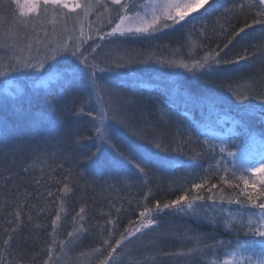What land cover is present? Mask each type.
Listing matches in <instances>:
<instances>
[{"label":"trees","instance_id":"obj_1","mask_svg":"<svg viewBox=\"0 0 264 264\" xmlns=\"http://www.w3.org/2000/svg\"><path fill=\"white\" fill-rule=\"evenodd\" d=\"M106 3L110 4V0H100L101 5ZM219 3L222 7L214 6L208 12L201 8L193 13L203 16L183 28L170 27L141 37L117 33L104 40L99 36L115 26L109 19L116 17V11H105L101 6L99 18L93 14L85 19L82 10H77L78 20L83 23V39L87 41L81 51L87 55L99 45L92 53L95 57L92 62L109 68L97 75L111 94L98 93L104 96L102 101L93 95L91 104L107 111L110 117H127V131L111 121L113 141L122 151L136 159L152 153L154 160L167 159L170 162L167 167L153 163L140 173L123 161L113 162L110 156L103 157L97 166L85 161V153L94 150L97 141L90 138L94 131L90 117L73 114L81 104L87 103L88 92L82 81L64 89L60 87L62 81L46 91L0 99V122H3L0 238L6 229H17L12 248L4 252L0 247L4 264H44L50 259L49 249L50 264H101L105 259L110 264H225V261L231 264L232 257L227 253L232 248L211 249L204 244L224 241L235 247L237 239L242 242L248 239L243 232L237 235L224 225L230 215L238 220L236 214L242 210L240 204L229 201L244 200L243 210L255 211L239 193L245 190L244 180L255 183V191H259L261 174L243 173L240 164L249 152L258 156L264 150V119L251 108L245 112L229 89L247 94L252 88L262 86L264 26L254 24L246 28L229 49L221 52L224 59H238V54H247L249 59L240 60L239 64L222 63L211 71L196 69L193 73L169 66L171 61H183L191 66L206 52L223 49L240 28L253 23L258 0H219ZM233 4H244V8L233 9ZM19 14L15 0H0V43L15 41L26 49L31 43L32 55H36L37 48H43L40 42H59L60 35L52 25L43 29L37 24L25 35L12 19V15L19 17ZM28 16L37 22L42 20L40 16L36 19V13ZM78 20L62 42L71 46L81 39ZM9 30L11 35L6 34ZM202 32L206 35L201 36ZM70 52L71 48L61 57L58 70L71 72L72 66L77 65ZM22 53L27 56L28 50ZM12 55L13 51L7 50L0 60L10 59ZM118 58H122L124 67H116ZM21 75L25 76L12 77L19 79ZM54 97L59 102L53 112L50 101ZM256 104L258 100L254 97L243 101V105ZM240 125H245L246 130ZM133 133L142 135L143 139ZM249 133L254 142L250 141ZM206 139L215 145L223 144L238 156L233 159L221 153L219 147L213 152L204 144ZM156 141L166 150H157ZM225 168L227 172L223 171ZM221 177L229 183H221ZM202 182L205 187L198 192L205 199L196 201L198 216L174 210L153 211V223L148 228L141 227L146 219L139 213L146 206L154 209L157 201L163 205ZM66 184L68 192L63 191ZM213 184L217 187L212 188ZM247 191H254L251 183ZM137 227H141L140 232L135 231ZM69 232L73 234L71 237ZM122 236L127 239L122 240L109 258L108 253ZM196 236L201 238L199 246L192 239ZM197 247L199 251H189Z\"/></svg>","mask_w":264,"mask_h":264},{"label":"snow or ice","instance_id":"obj_2","mask_svg":"<svg viewBox=\"0 0 264 264\" xmlns=\"http://www.w3.org/2000/svg\"><path fill=\"white\" fill-rule=\"evenodd\" d=\"M205 5H208L205 8ZM96 7L103 6L105 11H116V17L109 19V23H115V26L111 29L110 32L105 35L99 36L100 40H104L106 37L116 35L117 33L120 36H133V37H141V36H152L156 32L161 31L166 28L175 29L177 26L183 28L187 24H194V22L200 19L203 16V13L199 15H193V13H197L199 9L204 8L205 12L213 10V7H222L219 3V0H183L182 3H177L175 0H165L163 3L153 2V0H148V2L144 4H136L133 3L132 0H110V4H100V0H96ZM111 6H116L115 8H111ZM9 9L11 8V4L8 5ZM24 7L28 9L29 12H39L43 11L47 14L48 8L51 7L53 11L62 16L65 20H68L70 17L68 13H76L77 18L80 17V13L77 12V9L83 11V18H87L90 14L93 4L91 0L84 3L81 0H32L30 4H25ZM244 8V4H233L232 8ZM136 8H150L151 15L145 13L143 16L138 12L134 11ZM67 9L68 13H64L62 10ZM256 14L253 19L252 24L246 23L244 27L240 28L238 32H236L233 36V39L229 40L228 43L224 45L223 49L219 50H211L206 52L200 59L195 60L190 66L188 63L183 61L169 62V66H177L180 68H184L186 71L193 73L196 69H208L209 71L213 70V67H220L223 64H239L240 60H247L249 56L247 54H238V59H224L221 57V52H224L226 49H229V45L233 44V41L236 37H239L241 33L245 32L246 28H252L254 24H258L264 26V0H258L256 4ZM25 13L23 10L20 11L19 17L14 21V25L17 29H26L31 22V17L28 19H24ZM39 19V16L36 17ZM118 21V22H117ZM78 22H80L78 20ZM170 22V23H169ZM67 31V29H65ZM201 36H205V33H200ZM81 39L73 45H68L64 42L53 43L51 41L40 42L43 43V48H37L36 55H32V44L30 43L27 46L28 54L24 56L22 53H16V43H8L5 41L3 44H0V47H8L13 50V55L10 59L0 60V77H9L15 74H24L29 79L36 81L41 88H47L50 80L61 78L60 70L57 69V65L61 63V57L66 56L69 53V49L71 48V56L77 60V65L72 66L71 78L64 79L60 84L62 89L66 87H70L75 81H82L85 88L87 89L88 95L85 98L86 104H81V107L73 112V114L77 117L80 115H86L90 117L89 123L91 124L93 131V136L90 137L97 141L94 144V150L85 153V161L90 166H97L103 157L110 156L113 162L119 163L120 161L125 162L130 165L133 169H136L138 172L143 173L145 171V167L150 164H157L160 167H167L170 163L167 159H153L152 153H144L139 159H136L129 154H126L122 151L113 141V132L114 130L111 127V121H114L117 125L122 127L125 131H127L128 123L127 117L119 118L115 115L109 116L108 112L104 109H98L97 107L91 104V99L93 95H97L98 100H103V95H98V93H107L111 94L109 90L104 89L99 81V77L97 73H103L108 71L109 68L107 66H101L99 63H93L92 61L95 57L92 53L96 52V49L99 45H96L92 48V53L85 54L81 51L82 44L87 41L83 39L84 30L81 26L80 29ZM71 39V37H69ZM91 39V37H89ZM226 54V53H225ZM255 53H253V56ZM122 58H118L115 60L116 67H124V63L121 62ZM264 62V61H262ZM28 74H34L29 76ZM261 87L252 88L247 94L237 93L233 89H229L232 94V98L243 106L245 112L249 108L253 109L255 112L259 113L261 119H264V79L261 80ZM51 95V93H47ZM250 97H254L258 100V104L256 105H243V101L249 99ZM7 102V101H5ZM58 98H53L50 103L52 105V111L56 110V105L58 103ZM241 127H245V125H240ZM3 131V122H0V133ZM138 139H143V136L137 133H133ZM249 139L251 142H254V137L249 133ZM79 143V141H77ZM152 143V142H150ZM204 144L207 147H210L213 152L216 151V148L219 147V151L221 153H227L228 156L233 157L235 159L238 156L237 152L228 151L226 147L221 145L212 144L211 141L205 140ZM154 147L157 150L165 151L166 149L162 147L161 142H154ZM175 150V149H174ZM113 153L115 155H113ZM197 156L200 153H196ZM119 157V160H117ZM219 165V162H217ZM235 165L233 168L235 169ZM240 170L243 173L251 172L252 175H256L257 173L261 174V179L259 183L261 187L259 191H255L256 185L250 180H244L245 190H242L239 195L244 197L247 200V205L251 209L255 211H244V200L236 199L234 201H229V203H237L242 206V210L238 212L240 218L237 220L235 216L230 215L229 218L225 220V228L230 231L235 230L237 235L241 232L248 237V239L243 242L240 240L235 241V247L231 243H227L224 241H219L215 244L208 245L204 244V247L217 249V248H232L230 253H227L232 257L231 264H264V150H262L258 156H253L251 152H249L244 159L241 161ZM223 171L227 172L228 169L225 168ZM233 176H235V171H233ZM221 183H229L224 177H221ZM252 184V188L254 191H247V187L249 184ZM204 183H197L192 185V187L186 189L181 195L177 196L176 199L171 200L169 202L161 203L157 201L155 203L154 209L145 207L144 211H141L139 215L146 219V222H141L142 228H148L152 223L153 219L151 218V213L153 211L160 212L163 210H174L177 213H184L185 215L198 216L196 201H202L205 199L202 195L199 194L198 190L204 188ZM217 185L213 184L212 188H216ZM64 192H68V185L66 184L63 189ZM211 191V189H209ZM192 193H196V195H192ZM145 200L148 199L146 195L144 197ZM208 199H212L211 196ZM19 207H23L20 205ZM81 212L84 209H80ZM247 216V220L245 221L244 217ZM15 218L18 221L20 219V212L17 211L15 214ZM11 223V221L9 222ZM111 223V221H109ZM56 221L53 220V229L55 230ZM141 227H137L135 229L136 232L141 231ZM17 229L12 227L10 229H6L4 236L0 238V247L3 248L4 252H8L9 249L12 248L13 241L15 240V235ZM127 232L128 230L125 229ZM73 234L71 232L68 233V236L71 237ZM123 239H127V237H123L121 240L116 241V247L112 248V251L108 253V257H112V254L116 252V248H118ZM199 246L201 243V238L199 236L192 237ZM61 246L63 247L64 241H61ZM107 243V241H105ZM190 252L199 251V247L190 249ZM50 259H51V249H49ZM50 259L46 260L44 264H50ZM5 257L3 253L0 252V264H4ZM101 264H110L109 259H105L101 261ZM225 264H229L228 261H225Z\"/></svg>","mask_w":264,"mask_h":264},{"label":"rangeland","instance_id":"obj_3","mask_svg":"<svg viewBox=\"0 0 264 264\" xmlns=\"http://www.w3.org/2000/svg\"><path fill=\"white\" fill-rule=\"evenodd\" d=\"M15 1H16V4L18 6L19 11H21V10L24 11V13H25V16L23 17L24 19H28L30 17L28 15L32 14V13H36L42 19V20L40 19L41 20L40 22H37V21H34V20L31 19V22L29 23V25H28V27L26 29L21 28L22 29L21 32H25V35L28 34L31 29H34L37 24L42 25L43 29L49 28L52 25V26L55 27L57 34L60 35V37L58 38V41L62 42L64 36L68 32L72 31L75 28V26L77 25L76 21L80 18V17L77 18L75 13H68L67 9H63L62 11L64 13H68V16L70 17L68 20H65L62 16L57 15L53 11L52 8H48L47 14H45L42 10L39 11V12H29L28 9L26 7H24V5L26 3L30 4L32 2V0H15ZM138 1L140 3H137V4H144V3L148 2V0H141V1L137 0V2ZM81 2L86 3V2H88V0H82ZM153 2L163 3V2H165V0H153ZM175 2L182 3L183 0H175ZM91 3H93V8H92V10H91L89 15L95 14L96 17L99 18L100 14H97L99 7L95 6L96 1L91 0ZM134 11H138L142 16L145 13H148V15L150 16L152 10L150 8H148V9L136 8ZM83 16H84V14H83V11H82V17ZM17 18H20V17H17L16 15H12V19L14 21ZM98 21H99V19L97 20V22ZM79 24H80V26L83 27V23L82 22H80ZM78 28L79 27H76V30ZM65 29H67V31ZM11 33H12L11 30L6 31V34H8V35H11ZM75 35L73 37H75ZM75 39H79V38H75ZM3 43L4 42H2L0 44H3ZM15 43H17V42H15ZM23 47H24V50H23ZM7 50H12V49H10L8 47H0V56L3 57V55L5 54V52ZM25 50H27L25 48V46L21 45V46H19L18 50L16 49V53L17 54H21L22 51H25ZM60 73H61V78H56V79L50 80L49 85H48V87L46 89L45 88H41L36 81H33V80L29 79L27 76H22L21 75V76H19V79H15V77H12V76L7 77V78L0 77V99H4V98L14 99V98H17L19 96H22L25 92H32V94H35V92L46 91V90L50 89L51 87H54L55 85L61 83L64 79H68L69 76L71 75V72L70 71H66V70H60ZM31 75H34V74H29V76H31ZM222 119H223L224 122L227 121V119H225L224 117H222Z\"/></svg>","mask_w":264,"mask_h":264}]
</instances>
